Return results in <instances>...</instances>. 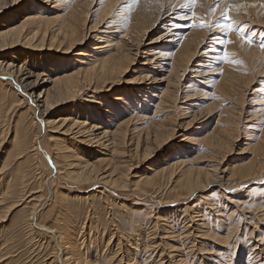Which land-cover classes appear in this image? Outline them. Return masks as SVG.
<instances>
[{"label":"rangeland","instance_id":"1","mask_svg":"<svg viewBox=\"0 0 264 264\" xmlns=\"http://www.w3.org/2000/svg\"><path fill=\"white\" fill-rule=\"evenodd\" d=\"M247 1L250 2L247 6L229 10L227 6H221V4L218 9L219 3L216 0H209L208 4H204L203 12L192 13L193 7L188 3V0H184L177 3V7L173 4H165L158 17L156 16L160 4H156V8L151 7L150 10L146 7L134 8L132 6L129 11H126L132 13L134 10L136 15L141 13L140 20L142 19L143 22L141 21L142 24L139 25V28H146V31H143L145 34L139 46L134 38L125 37V33L122 32L118 35L119 37L123 36L126 45H129L133 50H131L132 53H135L134 50L139 52L137 55L133 54V64L128 68L127 73L119 78L114 88L99 95L109 97L122 93L121 95L131 105H134L132 100H138V105L135 104V107L127 108L123 117L127 119L136 112L146 120L138 121L136 117L138 122L132 123V127H136L134 132L127 135L128 138L126 137L127 140L124 142L117 141L116 146L112 147L113 153H106L108 157L97 154L98 148L90 149V146L82 143L81 137L78 136H74L75 141L73 136H68L67 140L73 141V144L81 149L82 154L81 151L77 154L79 157L76 156L72 159L74 148L65 151L59 150L58 135L51 134L54 135L53 139L47 136L48 133L43 127L44 120L41 119L42 109H38L33 103L36 100L34 97L37 98L38 92L43 88L35 91L32 101L28 96L27 89L20 85L16 81L17 79L0 75V82H2L0 83V264H60L57 261L60 254L55 248L56 241L50 237V234L38 229L36 225L55 229L54 231H57V234L62 237L74 234L71 232H75L77 236L79 232L77 238L73 239L78 243L80 241L83 243L81 249L85 247L86 250L90 246L91 250L94 249V252L91 251L93 254L98 250L97 253L106 255L108 260L109 255L110 262L102 261L110 264H130L132 262L129 261L132 258L137 259L136 261L133 259L134 264H249V260L253 262L250 264H261V260L264 259V172L256 178H251L248 182L239 183L241 180L237 175L227 180L229 172L226 170L234 164L259 162V149L253 150V148L257 140L264 138V47H261L264 45V0ZM15 2L17 1L0 0V23L8 21L16 10L25 9L24 7L27 5L35 3L44 6V3L38 0H19L20 4H15ZM49 4L50 6L47 5V7L52 10L47 17L52 19L56 13L58 16L64 14L59 8L54 10L53 3ZM125 4L128 2L121 1L119 8L125 7ZM93 5L94 3H92ZM91 8L85 22L87 28L95 22L94 14H91L94 9ZM26 12L30 13V11ZM20 16L17 15V17ZM93 31L95 32L96 29L90 30L88 35L95 34L91 33ZM198 32L202 34L197 37L202 41V44L186 71L170 76L168 88L166 80L153 83L154 80L160 81V77L164 79L166 77L164 73L168 72L170 67L165 64V67L159 68L157 72L153 70L155 72L148 73L144 70L145 66L141 65L142 62H145V57L162 51L163 54H172L177 49L174 41L176 42L184 36L185 38L194 37V34ZM132 35L130 34V36ZM46 44L44 42V46ZM89 46L91 45L87 40L86 44L82 46L83 48L78 47L74 51L63 54L64 56L59 55L60 53L53 49L43 50L39 52L42 54L41 58L36 57L28 63L34 66L37 59L43 60L52 55H59L64 58L63 62L65 61L66 64L76 65L75 61L78 57L75 56V52ZM46 48L43 47V49ZM23 50L25 49L21 46L0 50V63L4 65L5 62H12L15 66L14 70L17 71L23 59L19 57V53ZM20 61L21 63H18ZM165 61L170 63L169 59ZM152 64L149 67L151 69L153 68ZM160 66L164 65L160 64ZM138 74L146 75L149 81H145V84H138ZM223 75L226 77L235 76L237 79L229 85L228 89L222 86L223 90H221L217 88V85L221 83ZM41 78L35 82V76H31L27 82L41 85V82L46 80L44 77ZM42 85L46 86V83ZM165 89L173 91V94H176V100L172 101L170 97H163L167 102L164 105L156 106L157 100L160 99V93ZM151 94H155L158 98L150 96ZM91 95L89 92H85L78 101L62 104L52 111L53 116L78 112V115L84 119L85 108L83 105L85 103L82 101H85L86 98L89 99ZM168 98H170L169 102ZM28 106L32 110L27 111ZM98 108L101 107L98 106ZM135 108L138 110L136 111ZM121 117L118 116L117 120ZM153 122L157 125L161 124L159 130L161 135L164 134L162 132L174 130L168 141L169 136L166 139V135H164L156 142L158 133H153L155 129ZM151 123L154 125L149 126ZM222 130H228L222 133V137L229 139L231 147L228 148L229 150L225 147L223 150L221 149L222 151H218V155L214 153L213 156L214 151L210 147L207 137L211 134L215 137ZM146 132H150L147 139L144 136L147 134ZM204 136L207 137L204 138ZM164 138L166 140H162ZM203 139H206V143ZM160 140L162 141L160 142ZM99 150L103 152L104 148L103 151ZM179 158L186 162L187 167L185 168L191 165V167L209 170L210 167L214 169L217 166V170L214 172L215 183L208 187H201L202 191H197L193 194H196L195 196L188 197L187 193L182 194L180 189L173 188L175 185L171 181L175 179L168 180L170 178L167 174L161 176L164 181L156 178L155 181L158 180V182L155 184L154 182L150 185L138 182L136 176H143V173L147 172L148 166H157V163L162 165L167 161L171 162ZM53 162L58 164L56 165L58 175ZM86 162L90 165L97 164L94 169L97 170L98 175L105 172L106 176H103L112 178L116 182L112 183L113 185H108L105 182L107 179L99 182L93 181L94 184L89 182L86 184L81 181H78L77 184L75 181V185L71 179L72 173L79 171L78 163L85 164ZM220 170L221 172L227 171V174L226 172L222 174ZM118 177H122L119 182ZM68 182H72L71 185ZM123 183L124 187H118L124 185ZM136 184L138 185L137 189L135 188ZM122 189L127 190L123 191ZM59 193L62 194V197ZM151 194L154 196L152 197ZM179 197L181 200L176 201ZM168 202L170 203L167 204ZM142 210L144 213L141 212ZM35 211L37 214L32 219V212ZM133 212L136 213L133 215ZM230 214V218L226 217ZM193 216H196L197 221H191ZM94 224L98 227L96 225L92 227ZM200 224H203L204 227L200 229L201 231L197 228ZM89 227L92 232L94 231L93 233ZM103 231L104 233H102ZM203 232L207 233L202 235ZM188 236L190 237L188 238ZM133 240L134 243H132ZM104 246L107 247L104 248ZM253 247H256L257 250L253 252L252 257H249V252ZM145 251H147V256L151 255V258L147 257L149 260L144 257ZM254 253L259 255V258L253 259ZM124 254L126 256H123ZM138 254L141 258H136ZM53 255L57 256L56 261ZM137 261L138 263H136ZM100 263L102 262L100 261Z\"/></svg>","mask_w":264,"mask_h":264},{"label":"bare ground","instance_id":"2","mask_svg":"<svg viewBox=\"0 0 264 264\" xmlns=\"http://www.w3.org/2000/svg\"><path fill=\"white\" fill-rule=\"evenodd\" d=\"M16 1L17 2H15V4H20V3H18L19 0H16ZM38 1L44 3V6H41L40 4H35V3H33V5H27V7H24L25 9L16 10L11 15L12 17L10 19H8V21L0 23V50L6 49V48H8V49L14 48L16 46H21V47H23V49H25V50L21 51V53H19L20 54L19 57H22L23 59L21 58L22 64L19 65L17 71L14 70L15 66L13 65L12 62H5L4 65H2V63H0V72H1L0 75L2 74V75H6L10 78L12 77L15 80L17 79L16 81L20 85H23L27 89L28 96L31 98L32 101H33L32 95L35 94V91H37V90L39 91L40 88H43L42 91L38 92V97H37L38 99L34 97V100L35 99L36 100L33 103L36 105V107L38 109H42V113H41L42 118L41 119L44 120L43 121L44 122L43 127H44L45 131L48 133L47 136L50 137L51 139H53L52 136H54V135H51V134H57L58 135V137H59L58 138L59 150L65 151V150H71L74 148V152L72 153V159H74L73 157H76V156L79 157V155H77V154L81 151V149L78 146L76 147L75 144H73V141L67 140V139H69L68 136H73V139L75 141L74 136H78V137H81L80 140L82 143L84 142V143L88 144V146H90V149L98 148L96 151L97 154H101L102 157L107 156L106 153H109V154L113 153L112 147L116 146L115 144H117V141L124 142L128 138L127 135L129 136V134L134 132L133 130H135L136 127H132V123L134 124L135 121L138 122V121L143 120V119L146 120V118H143L141 115L140 116L137 115L136 112H135V114H133L132 117L130 116L127 119H125V117H123V115H124L123 113L125 111H127V108L130 109L131 107H135L134 106L135 104L138 105V102H139L138 100H136V99L132 100L134 105H131V103H129L121 95L122 93L111 95L109 97H103L102 95H99L100 93H107L114 88V85L117 83L119 78H121L123 76V74L127 73L128 68L133 64V60H134L133 54L137 55L139 52L138 50H134L135 53H132L131 52L132 49H130L129 45L128 46L126 45V43L123 39V36L119 37L118 35L122 34V32L125 33L124 34L125 37L128 36V38H134V40H136V42L138 43V46H139V44L141 45L140 41L143 39L144 34H145V33H143V31H146L145 30L146 28H139V25L142 24V22H143L142 19L140 20L141 13L139 15H136V14H134V10L132 11V13H131V11L128 13L126 11H129L132 6L134 8L146 7L147 9L150 10L151 7H153V6L155 7L156 4H158V5L160 4V6H158V15L156 16V17H158L161 8H164L165 4L166 5L167 4L176 5L177 3H180V1L183 2L184 0H124V2H128V4H125L126 6L121 7V8H119V3H121V1H123V0H95V2H94V0H38ZM208 2H209V0H188V3H190L191 7H193L192 13L203 12L204 11L203 6H204V4H208ZM216 2L219 3L218 9L224 5L225 7L227 6V9L229 8V10H235L238 7H245V6H247V4H250V2H248L247 0H216ZM253 2H256V1H253ZM49 3L54 4V7H55V8H53L54 10L56 8H59V10L63 11L64 14H60L58 16L56 13V15L54 17H52V19L47 17V15H49L51 12L50 10H52V9H48V7H47V5L50 6ZM92 3H94L93 6H92ZM220 4H221V6H220ZM30 6H33V7H30ZM91 6H92V8H91ZM176 7H177V5H176ZM34 8H35V11H33ZM90 8L94 9L91 12V14H94L93 18H94L95 22L90 27L87 28V27H85V22L87 19V15L90 13L89 12ZM216 9H217V7H216ZM56 10H58V9H56ZM151 10H153V9H151ZM26 11H30V13H27ZM216 12H215V14H216ZM198 13H196V14H198ZM147 14H148V12H147ZM17 15H19V16L21 15V16L17 17ZM17 18H19L20 20ZM127 19H130V20H127ZM54 23H56V24H54ZM179 28H182V27H179ZM95 29H96L95 32L94 31L91 32V33H95V34H92V35L89 34L88 35L90 30H95ZM130 34H133V35L130 36ZM200 35H202L201 32L194 34V37H192V36L188 37L187 36L188 38H185V36H184L180 40L176 41V42H178L177 44L174 41L175 45L177 46V49L172 54H169V53L163 54L162 53L163 51H162L161 53L147 55L145 57V59H144L145 62L144 63L142 62L141 65L145 66L144 68H146V69H144V70H146L148 73L155 72L153 70H156V72H157V70L159 68L165 67V64H166V66L170 67V70L168 72L164 73L166 75V77L164 79H161V77H160V81L154 80L153 83L163 82L166 80L165 82H166V85L168 88L170 76L179 75V72L184 73L186 71L190 62L193 60L196 52L198 51V49L200 48V46L202 44V41L197 38ZM87 40L90 42L91 46H89L88 48L86 47L87 48V49L85 48L86 50L80 49L77 52H75V56L78 57L75 61L76 65H74V64L68 65V63L66 64L65 61L63 62V60H64V58H62V56H64L63 54H66L70 51H74V49H76L78 47H82L84 44H86ZM44 42L47 43L46 46H44ZM43 47H45V48L47 47V48L43 49ZM50 49L55 50V52L60 53L59 55H62V56L60 57L59 55L58 56L52 55L49 58H45L43 60L37 59V61L34 63V66H31V64L28 63V62H31V60H34L36 57L41 58L40 56H42V54L39 52H41L43 50H50ZM144 53H147V52H144ZM150 57H153V58H150ZM168 59H169L170 63H167L165 61ZM18 63H21V61ZM150 64H152V67H153L152 69L149 68ZM160 64L161 65L163 64L164 66H160ZM31 76L32 77L35 76V78H36V80H34L35 82H37V80L39 78L44 77L46 80H43V82H41V83L42 84L46 83V86L48 85V87H46L45 85H42V84L38 85V83H35V82L33 84L30 82L28 83L27 80ZM137 77H138L137 83L139 82L138 84L144 83L145 81H149L148 77L146 75H142V74L139 75L138 74ZM222 78H223L222 81H220L221 83H219L217 85V88H220L221 90H223L222 86H223V88L226 87L228 89L229 85L232 84L237 79L235 76L226 77L225 75H223ZM0 83H2V82H0ZM227 83H228V85H227ZM85 92H89L90 95L91 94L92 95L89 96V99L86 98L85 101H82L85 103V105H83V108H85L84 119L78 115V112H75L74 113L75 115L74 114L65 115V113H63L64 114L63 116H57V117L53 116L52 111L55 108L61 106L62 104H70L72 102L78 101V99L82 98V96L84 95ZM221 92L224 93V91H221ZM138 95H139V92H138ZM150 96H152L154 98L157 97L155 94H151ZM163 97H165V98L170 97L172 99V101H174V99L176 100V94L174 95L173 91L165 89L162 93H160V99L157 100L158 103L156 104V106L164 105L165 102H167L164 100ZM170 98H168L169 100L167 99L168 102L170 101ZM24 100H25V98H24ZM141 103H143V102H141ZM98 106H100L101 108H98ZM72 108H73V106H72ZM136 108H135V110H136ZM29 109L32 110V108L28 106L27 111H30ZM31 113H33V112L31 111ZM144 113H142V114H144ZM134 115H137V116H134ZM32 116H35V115H32ZM118 116H122V117L119 120H117ZM136 117H137L138 121L136 120ZM229 118H232V117H229ZM104 119L106 120L105 122L103 121ZM153 123H155V122H153ZM151 124L149 126L154 125V124H152V125ZM155 125H154L155 129L153 128L154 129L153 133L154 134L158 133L156 136V142H157V140L162 138L164 135H166L165 138L169 136L168 139L166 138L168 141L171 138V135L174 132V130L171 129L169 131L162 132L164 134L161 135V133H159L161 124L157 125L155 123ZM41 127H42V125H41ZM74 130H75V132H74ZM165 130H167V129H165ZM39 131H37V132H39ZM161 131H163V130H161ZM226 131H228V130H222L221 132H218L215 137L213 136V134H211L209 137L206 136L207 139L210 141V147L214 151L213 156H214V153H215V155H218L217 153L219 150H221V149L223 150L225 147L227 149L229 147H231V146H229V142H228L229 139L227 140V138L225 139L224 137H222V133L226 132ZM149 133L150 132H148L146 135L144 134V136H146L145 139H147L149 137ZM15 136H16V133H15ZM152 137H150V138H152ZM182 137H184V136H182ZM206 137L204 136V138H206ZM165 138L162 140H166ZM223 138H224V140H223ZM213 139H214V141H213ZM48 140H50V139H48ZM76 140H78V139H76ZM162 140H160V142ZM205 141H206V139L204 140V142ZM224 141H227L228 143L227 142L225 143ZM147 145H149V144H147ZM117 146H119V145H117ZM128 147H129V145H128ZM133 147H134V142H133ZM136 147H138V146H136ZM103 148H104L105 154H104ZM142 148H143V146H142ZM144 148H146V147H144ZM99 149H101L103 152H101ZM257 149H259L258 152H259V157H260L259 160L257 158V160L259 161V162H257L258 164L257 163L254 164V161L252 163H250L251 162L250 161L248 164L242 163L243 165H239V164L235 165L234 164L230 169H226L229 172L227 175L228 176L227 180L229 178L235 177L237 175V176H239V179L241 180V181H239V183L243 182V181L248 182V180H251V178H256V176H259L260 174H262L264 172V162H263L264 161V138H262V140L261 139L257 140L256 144L254 145L253 150H257ZM147 150H149V149H147ZM44 151H46V150L44 149ZM83 151H85V150H83ZM90 152H94V151H90ZM135 152H137V151L135 150ZM135 152H134V154H135ZM145 152H146V149H145ZM81 154H82V151H81ZM254 154H256V153H254ZM47 156H48V154H47ZM85 156H86V154H85ZM135 156H136V154H135ZM142 157H143V155H142ZM54 158H56V157H54ZM77 160L78 159H76V161ZM76 161H75V163H76ZM164 161H166V160H164ZM91 164H92V162H91ZM53 165H54V169L56 170V174L58 175L59 173H58V170L56 167V165H58V164H55V162H53ZM75 165H77V164H75ZM93 165H90L88 162H86L85 164H81V163L79 164L78 163L77 166H78L79 171L78 172L74 171V173H72L73 176H71L72 178L71 177L70 178L73 179V181L72 180L71 181L73 183L76 181L77 184H78V181H81V182L87 184L88 182L93 183V181L99 182L103 179H104V181H105V179H107L105 182H106V184L108 183V185L116 182V180H113L112 178L105 177L106 176L105 172H104V174L98 175L97 170L95 171V169H94V168H96L97 164L94 165L95 167ZM186 165H187L186 162L181 160L180 158L176 159V160L174 159L171 162L167 161L162 165H158V163H157V166H153V167L148 166L146 169L147 172L143 173V176L141 175V176H136V177H138V180H139L138 182L150 185L153 182H154V184H155V182H158V180L155 181L156 178L163 180V177H161V176H164L167 174L170 178V179H168V177H167L168 180L171 181L172 179H175V180L171 181L175 185L173 188L176 187V188L180 189L182 191V194L184 192L187 193L188 197L192 196L197 191H199V192L202 191L201 187H203V186L208 187L210 184L215 183L214 180H216V176H215L214 172H215V170H217V166H215L216 168L214 167V169H213V167L209 166L210 169L208 170V169H200L201 167H199V166H197L199 168L191 167V165H190V167L188 165V168H185V167H187ZM194 165H197V164H194ZM58 167H60V166H58ZM203 167H205V166H203ZM70 168H71V166H70ZM217 172L218 171H216V174H218ZM220 172H221V170H220ZM225 172L227 174V171H225V170L222 171L221 173L225 174ZM103 175H105V176H103ZM100 176H102V178H100ZM122 177L117 178L118 182H119V180L121 181ZM68 179H66V180H68ZM81 182H79V183H81ZM138 182H137V184H138ZM68 183H70V182H68ZM71 183H70V185H71ZM102 184H104V183H102ZM137 184L135 185L136 189L138 187ZM237 184H238V182H237ZM79 186H81V185H79ZM124 186H125V184L119 185L118 187L121 188ZM218 186L221 187V185H218ZM88 187H90V186H88ZM105 187H107V186H105ZM86 188H87V186H86ZM86 188H84V189H86ZM223 188H225V187H223ZM131 189H132V187H131ZM133 189H134V186H133ZM125 190H127V189H124L123 191H125ZM138 190H139V188H138ZM158 190H159V188H158ZM164 190H166V189H164ZM140 191H142V190H140ZM147 191H148V189H147ZM178 192H180V191H178ZM59 194H61V193H59ZM174 194H175V192H174ZM101 195H103V194H101ZM101 195H99V196L101 197ZM107 195H109V194H107ZM195 195H193V196H195ZM153 196H154V194L152 195V197ZM61 197H62V194H61ZM61 197H59V198H61ZM94 197H96V196H94ZM100 197H99V199H100ZM107 198H104V199L106 200ZM174 198H176V197L174 196ZM149 199H151V198H149ZM184 199H185V197H184ZM88 200H90V199H88ZM178 200H181L180 197L178 199H176V201H178ZM193 200H194V198H193ZM164 203H165V201H164ZM169 203L170 202H168L167 204H169ZM163 205H165V204H163ZM127 209H128V206H127ZM135 209H136V207H135ZM143 210L141 212H143ZM189 210H187V211H189ZM138 211H139V208H138ZM32 213H33L32 214V219H33V218H35L37 213H36V211L32 212ZM134 213H136V212H133V215H134ZM183 213H184V211H183ZM216 214H217V212H216ZM184 215L186 216V214H184ZM136 216H138V215H136ZM142 216H143V214H142ZM229 216H231V214L226 216V217H229ZM203 219H201V220H203ZM184 220L186 221V219H184ZM191 221H197L196 216H193L191 218ZM31 223H33V220ZM156 223H157V221H156ZM184 223H186V222H184ZM95 225L96 224H94L92 227H95ZM154 225L156 226V224H154ZM139 226H140V224H139ZM36 227L38 229H41V231L46 232V234H50V237L53 238L54 241H56V243H55L56 247L55 248L58 249L59 252H57V253L60 254V255H58V257L57 256L56 257L58 259L57 261L60 262V264H105V263L107 264L108 262H110L109 260L111 257H109V255H108L110 252L107 254L108 258H109V260H108V259H106L107 258L106 255L105 256L102 254L99 255L100 253L99 254L97 253V251H98L97 249H96L97 251H95L96 253L93 254L92 252H94L93 251L94 249L91 250L90 246L87 247L86 250H85V247H84V249H81L83 243H80L81 241L78 243L77 240L74 241L75 239H73L74 237L77 238L79 232L78 233L76 232L77 236H76L75 232H71V233H74L75 235L74 234H68V235L62 237L61 235L57 234V231H54L55 229H50V228L48 229V228L37 226V225H36ZM156 228H157V226H156ZM186 228H187V226L185 227V229ZM197 228L199 230L203 229L204 228L203 224L198 225ZM89 230L92 232L91 228ZM169 230H171V229H169ZM140 231H142V230L140 229ZM118 232H120V231H118ZM132 232H134V231H132ZM165 232H167V231H165ZM102 233H104V231ZM206 233L207 232H203L202 235L206 234ZM134 234L136 235V233H134ZM151 235H153V234H151ZM178 236H179V234H178ZM189 237L190 236H188V238ZM123 238H121V239H123ZM141 238H143V237H141ZM121 239H120V241H121ZM224 242H225V240H224ZM87 243H89V242L87 241ZM117 243L120 245L119 241H117ZM132 243H134V240ZM147 244H149V243L147 242ZM107 245H109V244H107ZM86 246H87V244H86ZM114 246H116V245H114ZM137 246H139V245H137ZM106 247L107 246H104V248H106ZM82 250H85V251H82ZM118 250H117V252H118ZM132 250H133V248H132ZM255 250H257L256 247H253L250 250L249 257L253 256V252ZM126 253H127V250H126ZM123 256H126V255L124 254ZM129 256H130V253H129ZM150 256H147V251L144 252L145 258L150 257ZM56 257L54 258L55 261H56ZM139 257L140 256L138 254L136 256V258H139ZM144 257H142V258H144ZM254 258H259V255L255 254L253 259ZM126 259H128V258L126 257ZM133 259L134 258H132V260L129 261V262H132L130 264H134V261L137 260V259H134V261H133ZM102 260H107L108 262H106V261L103 262ZM100 261L102 263H100ZM138 261L140 262V259ZM138 261L136 263H138ZM177 261H180V260H177ZM251 261L252 260L248 261L249 264L253 263ZM254 261H256V260H254ZM111 263H112V261H111ZM108 264H110V263H108Z\"/></svg>","mask_w":264,"mask_h":264},{"label":"snow or ice","instance_id":"3","mask_svg":"<svg viewBox=\"0 0 264 264\" xmlns=\"http://www.w3.org/2000/svg\"><path fill=\"white\" fill-rule=\"evenodd\" d=\"M261 47H264V45H261ZM261 264H264V259L261 260Z\"/></svg>","mask_w":264,"mask_h":264}]
</instances>
